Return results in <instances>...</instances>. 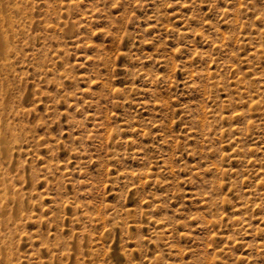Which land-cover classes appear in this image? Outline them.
Segmentation results:
<instances>
[{
	"label": "rangeland",
	"instance_id": "374dc122",
	"mask_svg": "<svg viewBox=\"0 0 264 264\" xmlns=\"http://www.w3.org/2000/svg\"><path fill=\"white\" fill-rule=\"evenodd\" d=\"M0 5V264H264V0Z\"/></svg>",
	"mask_w": 264,
	"mask_h": 264
},
{
	"label": "bare ground",
	"instance_id": "6f19581e",
	"mask_svg": "<svg viewBox=\"0 0 264 264\" xmlns=\"http://www.w3.org/2000/svg\"><path fill=\"white\" fill-rule=\"evenodd\" d=\"M5 16H4V13H3V10L1 8V5H0V22L1 21H5ZM8 27L12 28L13 27V20L11 19V16L8 17ZM4 25L0 24V55H5L6 53H8V50L10 49V40H9V37L8 35L6 36V33H5V28L3 29ZM5 66V63H2V65H0V69H3ZM2 140H6L5 136L0 135Z\"/></svg>",
	"mask_w": 264,
	"mask_h": 264
}]
</instances>
